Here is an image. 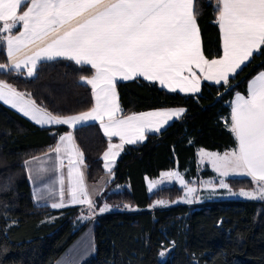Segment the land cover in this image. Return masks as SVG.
<instances>
[{
	"label": "trees",
	"instance_id": "obj_1",
	"mask_svg": "<svg viewBox=\"0 0 264 264\" xmlns=\"http://www.w3.org/2000/svg\"><path fill=\"white\" fill-rule=\"evenodd\" d=\"M194 9L205 56L220 57L217 0H195ZM7 63L0 43V64ZM260 71L264 50L254 53L227 85L204 82L198 94L173 92L142 77L117 81L120 117L171 107H184L186 112L159 132H148L142 142L124 146L111 180L94 202L95 211L105 204L116 210L96 217V251L80 264H264L263 202L209 199L172 205L183 188L174 184L149 191L147 183L174 168L193 183L198 178L199 147L236 148L230 131L232 100L236 93L247 94L249 81ZM93 74L90 65L58 58L40 62L32 77L21 70L0 69V80L63 117L94 106L91 86L81 79ZM68 131L66 126H38L0 102V264H54L84 229L86 223L79 218L91 209L37 205L25 166L28 159L53 149ZM72 133L83 152L88 180L97 182L106 174L103 154L118 139L107 137L98 122L78 126ZM227 181L234 188L253 186L250 177Z\"/></svg>",
	"mask_w": 264,
	"mask_h": 264
},
{
	"label": "snow or ice",
	"instance_id": "obj_2",
	"mask_svg": "<svg viewBox=\"0 0 264 264\" xmlns=\"http://www.w3.org/2000/svg\"><path fill=\"white\" fill-rule=\"evenodd\" d=\"M217 11L223 55L208 59L202 50L194 0H0V40L6 44L9 60L0 64V69L24 68L31 77L40 62L56 58L91 65L95 74L81 79L91 86L95 103L90 110L76 115H53L37 105L30 93L17 91L2 80L0 101L39 125L65 124L76 128L98 121L107 137L120 139L119 144L110 143L103 154L104 168L111 173L125 144L142 142L146 131L159 132L186 111L182 107L166 108L118 118L122 112L116 89L118 80L143 77L158 81L173 92L196 94L201 81L193 67L204 74L205 80L227 85L230 76L241 70L254 53L264 50V0H217ZM17 25H22V30L11 34ZM37 41L46 42V46H37L31 55L21 58L22 50ZM230 131L237 140L235 149L222 156L203 149L200 154L210 159L221 176L246 175L256 185L252 190L241 189L232 194L264 200V71L249 81L247 95L236 93ZM52 151L58 159L61 153L69 157L68 202L92 209L94 201L81 170L84 156L73 133L61 135ZM162 177L177 178L186 195L197 191L178 172L162 173ZM60 184V201L51 204L52 208L66 206L63 177ZM156 186L151 182L149 191ZM219 187L229 185L221 180ZM109 208L105 204L99 212Z\"/></svg>",
	"mask_w": 264,
	"mask_h": 264
},
{
	"label": "crops",
	"instance_id": "obj_3",
	"mask_svg": "<svg viewBox=\"0 0 264 264\" xmlns=\"http://www.w3.org/2000/svg\"><path fill=\"white\" fill-rule=\"evenodd\" d=\"M25 8H26V6L22 7L20 9V11H23ZM197 24H198V21H197ZM198 26H199V24H198ZM199 29H200V27H199ZM21 30H22V25H17V27L15 29H13V32L11 34H13V35L18 34ZM219 30H220V28H219ZM5 34H7V33H5ZM200 37H201V32H200ZM220 37H221L222 48H223V41H222L221 31H220ZM201 42H202V40H201ZM0 43H3L5 45V49H6L5 42L2 41V40H0ZM37 46L44 47V46H46V42L37 41L35 44L29 45L28 47H26V48H24L22 50V52L19 54L20 57L22 58L24 55H31L34 51H36ZM202 50H203V47H202ZM203 53H204V51H203ZM56 59H58V58H56ZM86 65H88V64H86ZM20 70L23 71V72H25V73L27 71L24 68H21ZM193 71L196 72L197 76L200 77V81H201L200 82V90H201L202 84L204 82L215 83V82L210 81V80H205L204 79V74L201 73L199 71V69H196L195 67H193ZM94 74H95V69H94ZM185 75H188V73L185 72ZM118 81H124V80H118ZM153 82H157L160 85V83L158 81H153ZM162 87H164L166 89H169L168 87H165V86H162ZM177 91L180 92L179 90H177ZM181 93H183V92H181ZM198 93H196V94H198ZM183 94H191V93H183ZM244 95H247V94H244ZM25 98L28 99L29 97L26 96ZM234 99H235V96H234L232 102L234 101ZM0 102H2L3 104H5L3 101H0ZM94 103H95V101H94ZM5 105L8 106V107H10V108H12L13 110H15L16 112H18L22 116L26 117L27 119H29L33 123H35V121H33L32 119H30L28 116H25L23 113H21L20 111H18L16 108H13L12 106H10L8 104H5ZM171 108H181V107H171ZM182 108H184V107H182ZM160 109H166V108H160ZM153 110H158V109H153ZM153 110H148V111H153ZM148 111H143V112H148ZM231 111H232V104H231ZM185 112L183 113V115L185 114ZM138 113H142V112H138ZM138 113H136V114H138ZM77 114H79V113H77ZM73 115H76V114H73ZM117 115H118V118H122V117L119 116V113ZM63 117H65V116H63ZM175 120H177V119L171 120L169 122V124L172 123ZM91 122H98V121H90L89 123H91ZM35 124L38 125V126H41V127L66 126V127H68L70 129V131H68V132H72V130L74 129V128L70 127L69 125H65V124H51V125H39L37 123H35ZM168 125H166L165 127H167ZM165 127H163V128H165ZM68 132L62 133L61 135H64V134H66ZM148 132H152V131H146L145 136H146V134ZM113 138H117L118 140H116V141H119L120 140L119 137H113ZM58 142H59V139H58ZM57 156H58V154L55 153L54 151H52V149H51L50 151H48V152H46L44 154H41V155L32 157V158L28 159L25 162L26 170H27V173H28V178H29V181H30L31 189H32V195H33L34 202L37 205H39V206H49L50 208H52L51 207V204L59 202L60 201V191H61V187H62L61 184H60V179H61V177H63V179H64V184H63L64 203L66 205L63 208L73 207V206H81V207H87L88 208L87 205L71 204V203L68 202V186H69L68 169H69V157L67 155L63 154V153L59 154V156H60L59 159L57 158ZM73 159H74V157H73ZM103 160H104V158H103ZM61 161H63V163H61ZM104 164H105V160H104ZM113 168H112V170H113ZM81 170L84 173V179H85V183H86V186H87V191H88V193L90 195V198L95 202L96 197L99 196L102 193V191L104 190V187L106 185L105 180L103 182L101 180L103 178L102 177L97 182H90L88 180V177H87V172H86V166H85V164L81 168ZM108 174H110V173L106 170V174L105 175H108ZM106 180H108V178H106ZM106 182H108V181H106ZM147 183H148V186H149V182H147ZM249 201H255V200H249ZM257 201L258 202H263V204H264V200H257ZM194 204H198V203H194ZM63 208H53V209H63ZM92 209H94V207ZM95 212L96 213H94L93 220H96V217L98 215L105 214V213H109L111 211L108 210V211H105L103 213H100L99 211H95ZM54 264H56V263L54 262Z\"/></svg>",
	"mask_w": 264,
	"mask_h": 264
},
{
	"label": "rangeland",
	"instance_id": "obj_4",
	"mask_svg": "<svg viewBox=\"0 0 264 264\" xmlns=\"http://www.w3.org/2000/svg\"><path fill=\"white\" fill-rule=\"evenodd\" d=\"M216 58H219V57H216ZM119 143H120V140L114 141L112 144H119ZM201 149H203L205 152L217 153V154L222 156L224 153L229 152L235 148L217 151V150H209V149L204 148V147H199L198 151H197V154H198V158H197L198 178L196 177L193 183L188 182L184 171H181L179 168H174L171 170H164L161 172L160 176L155 181H153L157 185L153 190H155L158 186H168V185H174V184L183 188V194L180 197L176 198L172 202V205L190 204L187 202L188 199L192 200L191 204L202 203L205 200H209V199H227V200H243V201L260 200V199H248V198H245V197L240 196L238 194H232V193H239V191L241 189L252 190L256 187V185L253 182V186L250 188H234V187H231L227 181L228 178H230V177H248V176L240 175V174H231V173L228 176H221L216 171V169L213 167L210 159L207 157L201 156V154H200ZM123 150H124V148H123ZM123 150L120 151V154L116 157L115 164H116V160L121 155ZM114 151H116V149H114ZM115 164H114V166H115ZM207 170L211 171L210 175H206L205 172ZM168 172L180 173V175L183 177L184 181L188 184V186L196 188L197 191L194 193L186 195L185 187L179 182V180L177 178L173 177L171 179H168V178L162 177V173H168ZM106 178H108V180H106ZM111 178H112V174L110 173L108 175H104L101 180L103 182L105 180V183L107 184L106 181H110ZM221 180H223L224 183L228 184L229 188L219 187ZM148 182L150 185V183L152 181H148ZM209 185H212V186L210 187ZM229 189L231 190V192L229 191ZM109 206H110V208H109L110 211L116 210V208L114 206H112V205H109ZM94 213H96L95 210L91 209L89 214H83L79 218L80 223L81 224L86 223V225H85L84 229L81 231V233L74 239V241L71 244H69L68 247L61 253V255L58 257V259L55 261L56 264H80L83 261H85L86 259H88L89 257H91L95 253L96 247H95V239H94V227H95V221L96 220H93Z\"/></svg>",
	"mask_w": 264,
	"mask_h": 264
},
{
	"label": "built area",
	"instance_id": "obj_5",
	"mask_svg": "<svg viewBox=\"0 0 264 264\" xmlns=\"http://www.w3.org/2000/svg\"><path fill=\"white\" fill-rule=\"evenodd\" d=\"M224 124H226V122H224Z\"/></svg>",
	"mask_w": 264,
	"mask_h": 264
}]
</instances>
